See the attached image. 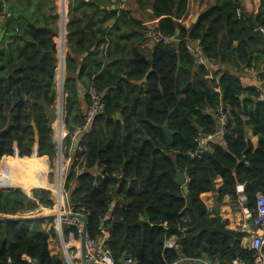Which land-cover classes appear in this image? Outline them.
<instances>
[{
	"label": "trees",
	"instance_id": "obj_1",
	"mask_svg": "<svg viewBox=\"0 0 264 264\" xmlns=\"http://www.w3.org/2000/svg\"><path fill=\"white\" fill-rule=\"evenodd\" d=\"M46 1L50 2V12L35 16L33 10L30 21L11 15L0 22L8 34L7 47L0 49V161L7 157L0 166V188L15 189H0L1 218H20L26 210L28 197L21 189L48 188L50 167L42 156L52 159L56 155L54 131L44 109L35 104L43 96L50 106L57 99L58 50L53 39L58 19L55 0ZM188 3L152 1V17L160 19L152 27L176 40L172 45L154 44L148 58L141 48L148 40V27L133 17L128 1L126 11L118 12L112 0H69L72 21L67 25L64 82V124L69 134L63 153L65 150L66 159L71 161L64 187L74 213L86 218L88 236L104 243L115 264L126 259L135 264H176L183 259H211L213 264L255 261L256 252L244 249L239 237L231 243L224 235L199 234L192 228L194 219L186 210L183 189L175 178L180 171L195 208L211 226L216 220L209 218L200 196L215 190L217 177L223 179L220 198H235L238 185L246 184V196L256 214L253 198L258 193L264 196L261 88L243 87L240 78L228 69L213 73L218 81L209 86L207 63L239 71L259 68L264 81V37L260 32L264 11L239 16V0H216L186 29L178 20L186 15ZM148 4L139 1L141 9ZM9 11L12 13L11 8ZM112 19L108 31L106 23ZM102 43L106 49L99 56ZM189 46L199 52L205 64L194 58ZM81 86L85 88L83 96ZM91 88L102 96L104 112L81 134L72 152L77 128L92 104ZM220 110L228 121L222 143H210L211 151L192 157L198 151L200 133L217 135ZM166 120L172 132L170 147L164 132L155 126ZM32 123L39 134L38 156L29 157L35 145ZM248 128L258 137L257 149L247 139ZM15 145L20 157H13ZM8 162L19 164L30 175L12 183V176L18 175ZM30 179L37 186H30ZM33 197L47 209L54 206L50 191H34ZM145 211L148 223L132 227L143 219ZM186 217L191 221L186 223ZM120 222L130 225L128 230ZM70 229L79 237L77 229ZM171 238H175L177 250L165 248ZM0 263L66 264L51 255L42 221L0 222Z\"/></svg>",
	"mask_w": 264,
	"mask_h": 264
},
{
	"label": "crops",
	"instance_id": "obj_2",
	"mask_svg": "<svg viewBox=\"0 0 264 264\" xmlns=\"http://www.w3.org/2000/svg\"><path fill=\"white\" fill-rule=\"evenodd\" d=\"M90 0H86V2H89ZM97 1H104V0H95ZM129 8L131 10V13L133 17L143 23L144 26H154L157 25V23L160 21V19H154L152 17V1L153 0H127ZM139 1L141 3H150L143 9L139 7ZM216 0H189L188 3V11L186 15H184L180 20H178V23H180L182 26H184L186 29H189L194 25V21L196 20L197 16H201V14L214 5ZM40 2H42L43 7L38 8V5H41ZM69 4V0H67ZM241 4V10L240 12L246 15H257L259 12L264 11V8L261 7V0H239ZM0 22L2 23L3 20L6 17H10L11 15L20 16L23 20L30 21L31 14L34 11H36L35 16H38L40 12H50L49 6L50 2L46 0H32L31 5L27 4L24 0H0ZM54 4L56 6V15L60 12V5L61 0H55ZM101 8H104L105 6L99 5ZM12 9V13L9 11V9ZM38 14V15H37ZM198 18V19H199ZM198 21V20H197ZM114 23V20H110L106 23V27L108 31L112 29V25ZM61 21L58 19V31L57 36L53 39L54 42L57 45L58 55H57V68H56V77L57 73L59 74L60 71V55H61ZM16 32H19V30L16 29ZM67 28L65 32V57L66 53L68 52L67 48ZM0 49L2 47H7L8 45V34L6 32V29H2V26L0 25ZM144 51V54L146 57L150 58L152 54V50L154 48V44L146 40L144 43H142L141 47ZM207 67L211 72V75L208 77L210 80L209 86H212L213 81H218V78H216L213 73L219 71V70H229L230 73L234 76H237L240 78V81L242 83V86L245 88L249 87H257L261 88L263 80L261 79V74L259 71V68H252V69H242L239 71L237 68L225 66L221 64H214V63H207ZM65 78H66V67H65ZM60 87V82L58 83ZM56 89H57V79H56ZM59 91V88L57 89ZM85 94V88L83 86L80 87V95L83 96ZM59 102V98H58ZM211 112V111H210ZM212 114V112H211ZM59 121V119H58ZM60 122V121H59ZM65 128V127H64ZM61 129V124H60ZM63 133V131H62ZM218 133V132H217ZM61 133L59 132V135L57 138L56 146L59 148L60 144H62ZM246 136L248 141L251 143L254 149H257L258 147V137L254 134V131L250 128L246 129ZM82 139V137H81ZM81 141V140H80ZM64 142V139H63ZM210 143H222V135L217 134L215 135L210 141L207 142L205 150L211 151ZM64 144V143H63ZM6 158H4L5 160ZM69 163L71 160H68ZM9 163V162H8ZM12 172H17L18 176H12L11 182H20L22 179L26 178L30 175L27 174V172H24L23 178L20 179V173L23 172L22 167L19 164H12L9 163L8 166ZM33 167V166H32ZM28 181V180H27ZM29 185L34 187L37 186L36 183L33 182V180L30 179ZM215 184V190L206 192L200 196L201 201L207 208V214L210 219H215V214L213 212V208L215 206L216 200L215 196L218 195V190L223 184V179L221 177H217L214 180ZM43 186V184H41ZM48 187V186H47ZM246 184L238 185L237 187V196L235 198L227 195L222 198L219 196V210H220V216L222 218V221L224 222L225 226L228 229L234 230V231H240L241 234L239 238L241 239V245L244 249H250L252 250L251 244H252V238H253V232H252V223L249 219L251 215H253V208L251 207L250 201L248 200V197L246 196ZM260 193H258L253 200L257 201V197H259ZM52 199V197H51ZM37 200V199H36ZM39 201V200H38ZM53 201V200H52ZM54 202V201H53ZM58 204V203H57ZM70 204V203H69ZM45 208V207H44ZM47 209V208H45ZM56 210L57 205L53 208ZM55 212V211H54ZM43 215L42 212L35 213L34 216ZM78 222L81 224V227H83L82 221L78 220ZM42 229L45 231L46 234H48L49 237V249L52 256L58 257L60 260L65 261V251L67 250L70 257L73 259L75 264H81L80 259H78L79 254V248H80V238L76 237L75 234L72 232V229L65 226L63 228V232L60 233L57 230V224L55 220H44L42 221ZM60 238V239H59ZM257 256V253L255 257ZM24 260L30 261L27 256L23 257Z\"/></svg>",
	"mask_w": 264,
	"mask_h": 264
},
{
	"label": "water",
	"instance_id": "obj_3",
	"mask_svg": "<svg viewBox=\"0 0 264 264\" xmlns=\"http://www.w3.org/2000/svg\"><path fill=\"white\" fill-rule=\"evenodd\" d=\"M57 19H60L61 21V31H60V36H61V74H60V87L58 91V96H59V102H55L54 105L50 106L46 102L44 96L41 98V100L35 102V104L39 105L42 107L48 117L49 120V127L53 128L54 123L56 122L57 119H59L61 126L63 125V116H64V82H65V57H64V48H65V32L68 23L72 21V19L69 18V8H68V2L67 0H61V5H60V12L56 15ZM199 16H197L196 20L194 21V24H196ZM1 38V37H0ZM180 65V64H179ZM221 94L222 97L224 96V90L221 89ZM215 117V115H213ZM216 118V117H215ZM33 128H34V135H35V144L36 148L33 149V155L32 156H38V144H39V134H38V129L36 128V125L32 123ZM156 127L161 129L166 138H167V147H170L172 145V132L170 131L168 127V120L163 125L155 124ZM63 127L60 129V133L62 134ZM220 131V125L218 123L217 125V132ZM82 135L79 133L76 135L75 139L73 140V147H72V152L76 150L78 147V144L81 140ZM14 157H20L19 155V150L17 148V145L14 147ZM58 159H59V164L60 167H62V161L64 159L63 156V139H62V144L58 148ZM65 174V170L63 169V175ZM62 177V176H61ZM175 183L182 187L183 192H184V198L187 202L186 210L192 214V217L194 219V226L192 227L193 229H198L199 234L202 233H209V234H214L218 233L221 235H224L228 237L231 241V243H234L235 240L240 236L241 232L240 231H234L231 229H228L224 222L222 221V218L220 216V210H219V196H215V206L213 208V212L215 214V220L216 223L211 226L209 225L201 216L200 212L195 208L193 204V199L192 196L188 190L186 181L180 171H177L176 178H175ZM3 191L9 192L14 189H4L0 188ZM21 191L27 195L28 201L26 203V209L31 210V211H37V212H42L43 215L39 216H32V217H20V218H14V217H6V218H1L0 217V222H9V221H44V220H55L57 227L59 231L63 230V221L68 220V219H76L80 220L83 223L82 231H81V236H80V248H79V257L81 264H92L89 263L86 259V249H85V240L87 236V223H86V218L83 215L76 214V213H68L67 209L64 210L65 206H61L58 202L57 204V209L56 210H48L45 209L38 200L34 199L33 197V192L34 191H43L39 188H36L32 191H26L24 189H21ZM68 203L66 202L65 205ZM55 211V212H54ZM47 212V213H46ZM148 213L147 211L144 212L143 219L139 220L135 224L131 225L132 227H143L148 223ZM124 224L126 230L130 227V225L120 222ZM115 222L111 225V228L114 226ZM102 225H105V223H102ZM233 259H236L235 256H233ZM178 264H213L211 259H208L206 262H201V261H188V262H181Z\"/></svg>",
	"mask_w": 264,
	"mask_h": 264
},
{
	"label": "built area",
	"instance_id": "obj_4",
	"mask_svg": "<svg viewBox=\"0 0 264 264\" xmlns=\"http://www.w3.org/2000/svg\"><path fill=\"white\" fill-rule=\"evenodd\" d=\"M113 7L116 8L118 12H121L123 10L126 11L127 9V0H112ZM238 15H241V12L238 11ZM148 29L146 31V37L149 41H151L153 44L157 43H163L166 45H172L176 39L174 37H166L160 33V31H157V29H154L153 27L147 26ZM260 32L264 37V26L260 27ZM106 49V44L102 43L99 47V56H102L104 54V51ZM189 50L194 56V58L201 64H205V60L200 56L199 52L196 51L193 47L189 46ZM62 57V55H61ZM65 57V52H64ZM66 58V57H65ZM64 58V59H65ZM61 64V63H60ZM60 74H61V68L59 71V80H60ZM88 94L91 97L92 104L88 107V109L85 111L84 116V123L77 128V133L82 134L88 130L90 127L92 121L97 116L101 115L104 112V103L102 100V96L99 95L94 88H91L88 91ZM259 101L264 103V81L261 86V92L259 94ZM218 123L220 125V131L217 134L225 135L226 134V127L228 124L227 121V115L220 110L219 111V118ZM66 133L63 137V139L66 137ZM214 136L213 135H206L205 133H200L198 142L199 147L198 151L195 154H192V157H201L202 154L205 151L206 144L208 141H210ZM66 161V159L64 160ZM64 165V164H63ZM69 161H66V166H64L65 175L68 172L69 168ZM63 199H64V210L67 209L68 213H74L73 208L69 204V197L68 193L63 191ZM65 201L68 203L65 205ZM35 213H38L37 211H31L26 209L21 213V217H32ZM81 215V214H80ZM85 217V216H84ZM251 223H252V232H253V238H252V250H254L257 253V256L255 257V261L253 264H264V196L260 195L257 197L256 201V214L251 215L249 217ZM184 221L186 223L190 222V217L184 218ZM63 227L67 226L68 228H75L79 232V238L81 236L82 227L81 224L76 219H68L63 221ZM63 229V228H62ZM57 230L59 231L58 227ZM60 233L63 232V230L59 231ZM165 248L172 250L178 249L177 243L175 238H171L165 243ZM85 249H86V259L89 263L92 264H115V261L113 259L112 253L110 250L104 245L103 242L96 241L92 238H90L87 234L86 240H85ZM79 257V254L77 255ZM188 261H196V260H190V259H183L178 263L181 262H188ZM206 262V261H201ZM8 263H11V260H8ZM65 263L66 264H75L73 259L70 257L68 251H65ZM176 263V264H178ZM1 264V263H0ZM123 264H135V262L131 259H126ZM232 264H245L238 260H234Z\"/></svg>",
	"mask_w": 264,
	"mask_h": 264
},
{
	"label": "rangeland",
	"instance_id": "obj_5",
	"mask_svg": "<svg viewBox=\"0 0 264 264\" xmlns=\"http://www.w3.org/2000/svg\"><path fill=\"white\" fill-rule=\"evenodd\" d=\"M150 27H152L151 25H150ZM56 79H57V89L59 88V82H60V80H59V74L57 73V77H56ZM55 102H58V91H57V99H56V101ZM64 118H65V111H64V116H63V122H64ZM63 125H64V127H65V133H66V135H68L69 134V131H68V129L66 128V126H65V124L63 123ZM53 131H54V134H53V143H54V145H55V147H56V142H57V139H56V137H57V133H56V127H55V123H54V125H53ZM67 137V136H66ZM66 137L64 138V142L63 143H65V141H66ZM76 137V136H75ZM75 139V138H74ZM34 148H36V144L32 147V149H31V155L29 156V157H31L32 155H33V149ZM63 156H64V159L63 160H65L66 159V156H65V150H64V153H63ZM14 157V156H13ZM42 157H44V158H46L47 160H48V162H49V167H50V173H49V175H48V181H49V184H48V187H51L55 182H56V180H57V174H56V167H57V162H58V148L56 147V155H55V157L54 158H49L48 156H42ZM5 158H7V157H5ZM67 160H69V159H66V161ZM66 161H64V166H66ZM3 162H4V158L0 161V166L3 164ZM20 175H22V176H20V179L21 178H23V176H25L24 175V172H22V173H20ZM66 175H67V173H66ZM66 175L64 174L63 175V177H62V179H63V191H64V194H65V192H66V190H65V187H64V184H65V179H66ZM24 181V180H23ZM51 185V186H50ZM16 189H20V188H16ZM15 190V189H14ZM43 191H50V193H51V197H52V200L54 201V203H55V206L57 205V203H58V197H57V195H56V193H54V191L53 190H51V189H44ZM66 193H68V192H66ZM68 197H69V195H68ZM65 203H66V201H65ZM48 210H53V209H48ZM47 213V212H46ZM60 239V238H59Z\"/></svg>",
	"mask_w": 264,
	"mask_h": 264
},
{
	"label": "bare ground",
	"instance_id": "obj_6",
	"mask_svg": "<svg viewBox=\"0 0 264 264\" xmlns=\"http://www.w3.org/2000/svg\"><path fill=\"white\" fill-rule=\"evenodd\" d=\"M64 52H65V49H64ZM61 59H62V57L60 55V62H61ZM58 98H59V96H58ZM55 127H56V133H57L56 139H57V138H59L58 135H59V132H60V122L58 121V119L55 122ZM61 127H63V133L61 134L60 139H61V137H64V135H65L64 125H62ZM63 163H64V160L62 161V165H61L62 167H60L59 159H58L57 167H56L57 180L52 186L50 185L51 187H48V189H51V190L54 191V193H56V195L58 197V202H59V204L62 207L64 206L63 188H62L63 187V179H62V177H63V169H64ZM33 165H34L33 163L30 164V166H33ZM27 174H29V172H27Z\"/></svg>",
	"mask_w": 264,
	"mask_h": 264
}]
</instances>
